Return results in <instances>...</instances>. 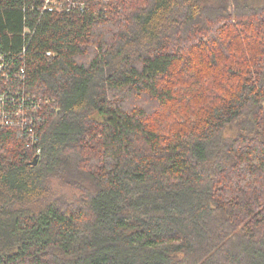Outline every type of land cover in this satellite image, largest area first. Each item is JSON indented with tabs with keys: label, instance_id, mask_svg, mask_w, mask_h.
Wrapping results in <instances>:
<instances>
[{
	"label": "trees",
	"instance_id": "16d2710c",
	"mask_svg": "<svg viewBox=\"0 0 264 264\" xmlns=\"http://www.w3.org/2000/svg\"><path fill=\"white\" fill-rule=\"evenodd\" d=\"M80 2L0 0V264H264V0Z\"/></svg>",
	"mask_w": 264,
	"mask_h": 264
},
{
	"label": "built area",
	"instance_id": "2783aa9c",
	"mask_svg": "<svg viewBox=\"0 0 264 264\" xmlns=\"http://www.w3.org/2000/svg\"><path fill=\"white\" fill-rule=\"evenodd\" d=\"M84 7L85 4L80 0H41L40 11L63 14L81 11ZM25 34H29V31L26 30ZM25 79V65L14 71L6 55L0 52V130L16 129L36 144V130L43 121L44 108L51 101L25 92ZM36 152L40 153V149Z\"/></svg>",
	"mask_w": 264,
	"mask_h": 264
},
{
	"label": "water",
	"instance_id": "95a60500",
	"mask_svg": "<svg viewBox=\"0 0 264 264\" xmlns=\"http://www.w3.org/2000/svg\"><path fill=\"white\" fill-rule=\"evenodd\" d=\"M37 164V159L35 158L34 161L31 163L32 166H35Z\"/></svg>",
	"mask_w": 264,
	"mask_h": 264
},
{
	"label": "rangeland",
	"instance_id": "374dc122",
	"mask_svg": "<svg viewBox=\"0 0 264 264\" xmlns=\"http://www.w3.org/2000/svg\"><path fill=\"white\" fill-rule=\"evenodd\" d=\"M142 106H145V107L148 106V102L143 101V105Z\"/></svg>",
	"mask_w": 264,
	"mask_h": 264
}]
</instances>
